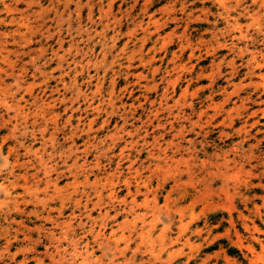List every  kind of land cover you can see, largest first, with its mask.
<instances>
[{
	"label": "rangeland",
	"instance_id": "374dc122",
	"mask_svg": "<svg viewBox=\"0 0 264 264\" xmlns=\"http://www.w3.org/2000/svg\"><path fill=\"white\" fill-rule=\"evenodd\" d=\"M0 264H264V0H0Z\"/></svg>",
	"mask_w": 264,
	"mask_h": 264
},
{
	"label": "bare ground",
	"instance_id": "6f19581e",
	"mask_svg": "<svg viewBox=\"0 0 264 264\" xmlns=\"http://www.w3.org/2000/svg\"><path fill=\"white\" fill-rule=\"evenodd\" d=\"M4 183V182H3Z\"/></svg>",
	"mask_w": 264,
	"mask_h": 264
}]
</instances>
